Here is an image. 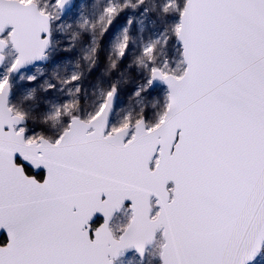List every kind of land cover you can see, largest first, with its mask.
<instances>
[{
    "label": "snow or ice",
    "instance_id": "6c2138e0",
    "mask_svg": "<svg viewBox=\"0 0 264 264\" xmlns=\"http://www.w3.org/2000/svg\"><path fill=\"white\" fill-rule=\"evenodd\" d=\"M159 11L178 21L135 60V96L167 85L151 118L145 108L110 125L113 85L86 115L72 101L55 106L46 119L59 131L27 134L11 74L45 59L54 17L37 0H0V50L10 41L17 52L0 73V264H113L131 248L143 257L157 233L161 264H251L264 250V0H159ZM105 13L102 32L119 15ZM126 201L117 235L110 221Z\"/></svg>",
    "mask_w": 264,
    "mask_h": 264
},
{
    "label": "rangeland",
    "instance_id": "374dc122",
    "mask_svg": "<svg viewBox=\"0 0 264 264\" xmlns=\"http://www.w3.org/2000/svg\"><path fill=\"white\" fill-rule=\"evenodd\" d=\"M37 3L39 7L47 5L54 17L49 61L11 74L13 95L10 105L27 114V134L37 130L45 133L59 131L62 127L59 121L46 119L55 106L72 101L76 105L74 110L86 115L103 102L104 94L113 85L118 89V99L110 125H118L128 114L136 117L145 108L147 118L159 110L165 102L167 87L160 84L151 86L147 97L135 96L134 91L144 77L143 69L135 60L142 47L156 39L164 26L170 27L177 22L178 16L164 18L159 11V0H144L143 4L139 0H76L73 8L65 14L53 7L50 0H37ZM108 7L117 8L119 15L107 31L102 32L103 25L99 20L106 15ZM84 21L88 23L81 28ZM126 28L128 49L123 58H118L115 45L120 42L121 33ZM6 55L0 73H4L16 58L11 48ZM73 75H78L79 79L69 82ZM29 77H35V80L29 81ZM130 214L128 206L116 214L111 223L115 234H119L118 229L127 222ZM160 242L159 233L144 260L132 251L116 260L115 264H161L157 255ZM252 264H264V250Z\"/></svg>",
    "mask_w": 264,
    "mask_h": 264
},
{
    "label": "water",
    "instance_id": "95a60500",
    "mask_svg": "<svg viewBox=\"0 0 264 264\" xmlns=\"http://www.w3.org/2000/svg\"><path fill=\"white\" fill-rule=\"evenodd\" d=\"M75 2H76V0H70V2H69V3H68V4H67L62 10H60L61 14H65V13L69 12V11L73 8ZM51 28H52V21H51ZM9 42H10V41H9ZM10 44H11V42H10ZM8 46H9V43H8V45H7L6 48H4L3 50H0V56L3 57V60L0 61V64H2V66H3V64H4L5 60H6L5 50L8 48ZM51 46H52V45H51V41H50L49 46H48V47L46 48V50H45V59L40 60V61H35V62L32 63L31 65H26L25 67H23V68L19 69L17 72H15V74H18V73H20V72H22V71H24V70H29V69H31L32 67H34L35 65H38V64H45V63H47V62L49 61V54H48V53H49V51H50V49H51ZM11 47H12V49L16 52V49L12 46V44H11ZM16 54H17V52H16ZM0 68H1V67H0ZM159 84L162 85V86H166V87H167V85H166L164 82H162V81H154L152 87H156V86L159 85ZM167 90H168V89H167ZM12 95H13V88L11 89V93H10V96H9V103H10V99H11ZM117 99H118V92H117V95H116V97H115V99H114V105H113L112 112L110 113L109 124L111 123L112 115H113V112H114V110H115V108H116V102H117ZM29 167H31V166H29ZM33 170L36 171V172L44 171L43 169H33ZM128 204H129V202L126 201V202H125V205L123 206V208H124L126 205H128ZM123 208H122V209H123ZM122 209H121V210H122ZM121 210H120V211H121ZM120 211L116 212V213L114 214V216H115L117 213H119ZM114 216H113V218H114ZM98 218H102V219L104 220V217H103L102 215H100L99 213H97V214L92 218V220L90 221V223L92 224V223L95 222ZM113 218H112V219H113ZM103 220H102V222H103ZM111 221H112V220H111ZM111 221H110V223H111ZM102 222H101V223H102ZM158 234H159V233L156 234V238H157V235H158ZM2 237H4V238L6 239V233H5L3 230H0V241H1ZM155 241H156V239L154 240V242H153L152 244H150V245H148V246L146 247V251H145V254H144L143 257L140 256V254L136 251L135 248H131V249L124 250V251H123L118 257H116V258L114 259V261H113V264H115V261L118 260L120 257L126 256L127 254H129V253L132 252V251H136L137 254L141 257V259L144 260L145 255H146V253H147V250L153 246V244L155 243ZM262 251H263V250H262ZM262 251H261V253H262ZM260 255H261V254H260ZM260 255H259V256H260ZM259 256H258V257H259ZM258 257H257L253 262H255V261L258 259ZM253 262H251V264H252Z\"/></svg>",
    "mask_w": 264,
    "mask_h": 264
},
{
    "label": "flooded vegetation",
    "instance_id": "af4514ba",
    "mask_svg": "<svg viewBox=\"0 0 264 264\" xmlns=\"http://www.w3.org/2000/svg\"><path fill=\"white\" fill-rule=\"evenodd\" d=\"M5 35H6V33H5ZM8 48H11L12 49V47H11V44H10V42H9V46H8ZM8 48L5 50V55H6V51L8 50ZM13 50V49H12ZM14 51V50H13ZM15 52V51H14ZM15 54H16V52H15ZM16 56H17V54H16ZM6 58H7V55H6ZM5 62H6V60H5ZM4 62V63H5ZM3 67V66H2ZM15 74V73H14ZM28 169H29V172H30V174H32V175H36V176H42L43 175V173H44V171H39V172H36V171H34L31 167H29L28 166ZM126 206H128V205H126ZM125 206V207H126ZM121 212V211H120ZM116 216V215H115ZM114 216V217H115ZM114 219V218H113ZM113 219H112V221H113ZM102 218H98L95 222H93L92 223V225H98V224H100L101 222H102ZM112 221H111V223H112ZM111 223H110V227H111Z\"/></svg>",
    "mask_w": 264,
    "mask_h": 264
},
{
    "label": "trees",
    "instance_id": "16d2710c",
    "mask_svg": "<svg viewBox=\"0 0 264 264\" xmlns=\"http://www.w3.org/2000/svg\"><path fill=\"white\" fill-rule=\"evenodd\" d=\"M3 240H5V238H4V237H2V240H1V241H3Z\"/></svg>",
    "mask_w": 264,
    "mask_h": 264
}]
</instances>
